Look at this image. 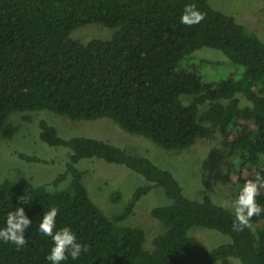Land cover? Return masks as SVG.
<instances>
[{"label": "trees", "instance_id": "obj_1", "mask_svg": "<svg viewBox=\"0 0 264 264\" xmlns=\"http://www.w3.org/2000/svg\"><path fill=\"white\" fill-rule=\"evenodd\" d=\"M188 3L205 15L191 27L179 22ZM91 23L117 30L87 43L72 37ZM203 47L222 51L225 62L195 60ZM222 66L228 73L220 79L203 73ZM38 110L77 121L107 117L166 150H187L219 132L240 158L237 172L231 171L235 162L229 164L236 199L247 180L264 174V40L210 0H0V137L16 134L12 113ZM40 129L42 141L72 152L56 185L71 179L54 189L23 177L0 182V228L19 206L32 221L24 247L0 241V264H51L46 257L53 241L37 229L52 207L57 230L70 227L88 246L79 259L62 264H220L227 257L264 264V226L233 231V214L208 196L188 197L172 170L109 141L62 138L46 120ZM93 157L124 165L148 182L112 217L92 201L77 166ZM153 187L162 188L169 203L152 208L164 230L147 249L144 229L120 223ZM22 196L30 203L22 204ZM257 202L264 205V189ZM263 219L264 213L251 221ZM193 227L230 240L209 248L189 235Z\"/></svg>", "mask_w": 264, "mask_h": 264}, {"label": "rangeland", "instance_id": "obj_2", "mask_svg": "<svg viewBox=\"0 0 264 264\" xmlns=\"http://www.w3.org/2000/svg\"><path fill=\"white\" fill-rule=\"evenodd\" d=\"M210 3L214 8L233 15L264 40V0H210ZM116 30L117 28L91 23L76 28L72 37L87 43L93 39H109ZM193 56L195 60L219 63L226 59L222 51L211 47H203ZM203 73L208 78L218 76L220 79L227 75L228 69L227 66H222L219 70L205 67ZM208 107H204L202 112ZM43 120L54 125L62 138L87 136L102 139L131 154L150 157L159 166L173 171L190 198L200 200L208 196L216 203L235 200L232 195L233 185L229 180L232 174L229 164L234 161L231 171L237 172L240 158L237 154L230 153L229 143L219 132L213 138L199 139L187 150H166L142 135L125 131L110 118L77 121L51 110L17 111L11 114L10 122L17 127V132L10 139L0 137V182L23 177L35 185H45L49 189L62 188L68 184L70 175L58 185L56 180L67 171L72 152L67 147L50 146L42 141L40 123ZM77 166L84 172V183L90 198L109 217L124 208L138 187L148 183L141 174L126 166L100 158H83ZM117 194L118 200H113V196ZM167 203L169 199L163 189L153 187L120 225L144 229L145 247L152 249L153 239L163 232L164 227L162 222L152 216L151 211L153 207ZM251 225L254 230L263 227L264 219L251 221ZM189 235L201 240L209 248L230 240L221 232L205 227H193ZM220 264L242 263L237 258L227 257Z\"/></svg>", "mask_w": 264, "mask_h": 264}, {"label": "clouds", "instance_id": "obj_3", "mask_svg": "<svg viewBox=\"0 0 264 264\" xmlns=\"http://www.w3.org/2000/svg\"><path fill=\"white\" fill-rule=\"evenodd\" d=\"M205 15L201 13L194 4H185L184 11L179 22L182 25L191 27L204 20ZM264 189V174H257L253 179L247 180L240 189L234 201H220L218 206L230 211L233 214V231H243L245 228H251V220L254 216L264 213V205L257 202V197ZM22 204L30 203L25 196L20 198ZM215 203V201H214ZM58 209L52 207L46 211L42 221L38 225V232L45 237H50L53 246L47 255V261L51 264H62L69 258L77 260L83 252L88 251V246L77 241L76 234L70 227L56 228V217ZM6 226L0 228V241L11 243L17 249L24 247L28 241L25 237V231L29 228L32 221L26 215L22 206L10 211L6 217Z\"/></svg>", "mask_w": 264, "mask_h": 264}]
</instances>
